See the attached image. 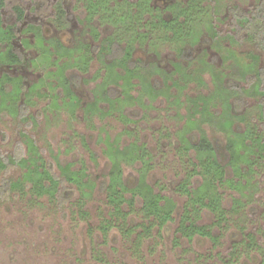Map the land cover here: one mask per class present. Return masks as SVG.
<instances>
[{
    "label": "rangeland",
    "instance_id": "1",
    "mask_svg": "<svg viewBox=\"0 0 264 264\" xmlns=\"http://www.w3.org/2000/svg\"><path fill=\"white\" fill-rule=\"evenodd\" d=\"M90 2L5 0L4 25H16L20 30L10 44L22 54L24 62L4 65L0 61V80L9 74L20 77L23 84L19 94V87L7 82L11 93L7 102V94L0 92V109L5 108L0 111V158L6 164L0 173V264H264V155H251V159L257 160L252 165L253 171L245 177L250 179V186L240 190L228 183L226 179L235 182L246 179L236 175L229 164L227 133L212 122H203L201 127L215 145L224 166V180L216 185L228 217L221 225L211 227L213 234L219 236L216 241L200 235L189 240L178 232L188 200L179 185L189 175L192 188L203 180L200 174L193 173L200 169L195 150L182 149L183 133L194 144L201 137L200 129L189 125V117L192 113L194 118L202 116L203 101H197L195 112L196 106L189 98L224 95L225 90H216L215 80L220 73L235 92L230 98L233 112L246 119L237 120L235 130L251 128L254 136L258 133L264 141V28L255 38L251 26L258 19L264 23V0H197L201 14L190 22V28L198 40L194 41L192 34L182 42L171 38L172 30L156 28L155 22L160 17L171 19L179 9L170 6L179 2L187 8L189 0H149L148 7L141 5L140 0H108L105 8L99 4L94 12L88 9ZM60 4L66 10L62 22ZM16 5L26 12L23 22L17 21ZM90 14L92 19L88 21ZM31 24L41 26L45 44L33 31L25 32ZM210 27L217 31L215 38ZM90 28L98 30L99 38L94 37ZM139 32H147L146 40L135 42L131 58L143 62V72L152 71L150 81L169 93L151 96L135 79L131 94L142 95L141 102L120 101L106 113L109 104L98 96L103 87H112V93L116 92L120 99L125 95L122 81H113L105 62L108 60L101 58L95 47L112 35L120 36L126 45ZM56 39L70 46L61 50L68 48L72 53L82 42L91 47L92 59L86 71L72 66L65 70L79 100L74 114L57 73L70 58L55 61L56 51L52 48L51 53L47 47L48 42ZM53 43L56 47L57 43ZM7 46V42L0 41V51ZM182 46L190 50L191 59L180 56L178 49ZM75 55V59L82 57ZM200 59L210 65L199 71L203 84L198 80L186 83L179 73L172 74L176 63H181L187 72L199 70ZM155 65L159 67L156 71ZM117 70L124 72L122 68ZM165 72H168L167 81ZM257 84L259 92L254 90ZM95 100L103 112L88 114L85 108ZM211 109L219 112L215 116L219 123L226 122L220 101ZM29 139L38 147L40 165L48 167L60 180V190L55 196L39 194L30 180L21 187L8 186L10 181L23 179L27 168L20 161L28 156ZM110 141H116L121 148L136 142L150 160V166L144 170L140 160L121 161L122 177L129 187H135L145 173L156 192L176 203L173 219L161 229L153 226L150 233L144 231L143 225L150 224L152 218L145 217L139 196L132 211L127 203L123 204V210L129 214L125 223L120 222L122 227L113 226L107 233L102 229L112 210L104 189L112 167L108 153ZM115 147H109L110 151H115ZM59 163H71L73 170L81 169L87 174L85 180L95 183L88 190L89 195L84 196L76 184L65 181ZM240 166L249 169L243 160ZM125 196L130 197L131 192ZM192 217L200 224L211 225L215 221L214 213L207 208L193 211ZM129 226H137L130 236L124 232ZM141 232L147 235L144 233L141 245L136 247L135 239ZM250 235L256 243L249 247Z\"/></svg>",
    "mask_w": 264,
    "mask_h": 264
},
{
    "label": "trees",
    "instance_id": "2",
    "mask_svg": "<svg viewBox=\"0 0 264 264\" xmlns=\"http://www.w3.org/2000/svg\"><path fill=\"white\" fill-rule=\"evenodd\" d=\"M90 1L91 2L88 5V9L91 12H94V10L97 9L99 4L101 6H104L105 8L108 0H96V3L92 0ZM140 2L141 5L148 7L149 0H140ZM4 6L5 0H0V41L7 42L8 44L6 49L0 51V61L3 64H16L22 62L23 57L22 54L18 53V51H16L10 44V41L15 36H17V30L14 25H4V18L2 13ZM170 7L174 9H179V12L175 11L171 19L160 17L158 21L155 22V27L159 29L165 28L168 30H172L173 34L171 38H174L175 40L179 39L182 42V40L184 41L186 37L191 36L193 32H195L193 29L190 28V22L195 20L194 17H197L199 16V14H201V12L199 11V7H197V0H189L187 8L184 7L181 3L179 4V2L173 4V6ZM61 8L62 6H60V10L62 13H64L63 9ZM149 8L152 7L149 6ZM14 11L17 15V21L21 22L24 19L25 14L23 7L20 5H16L14 6ZM180 17H185V19L180 20ZM91 19L92 15L90 14L87 20L90 21ZM251 26L253 31L252 35L256 38L258 36V32H260L262 28H264V23L262 20L258 19L254 23H252ZM30 28L36 31V35L38 36L39 41L42 40L39 28L35 26H31ZM211 28L213 31L212 35L215 38L217 36V31L214 29V27H210V29ZM92 29L94 37L99 38L98 30L96 28ZM146 35L147 32H139L138 35L136 37H133V39H131L126 45L122 44V39L120 38V36L113 37L114 35H112L103 39L99 47H95L99 49V55L101 56V58H105L109 61L105 62L107 63V68L110 73L109 75L112 76L113 81H122V92L125 95L124 99H120L116 92L115 94L112 93V87H103L102 92L98 96L109 104V109L106 113H109L112 111V109H115L116 103L119 104L120 101L128 102L135 99L136 101L141 102L142 95H140L139 97H134L131 94V89H133L136 84L134 82L135 79H138L139 84L141 85L143 90H146V92H148L151 96H158L159 94L168 95L169 92L167 89H158L150 81L149 75L152 73V71H148V73L143 72L145 68V66H143L144 63L139 60L134 61L131 58L132 51L135 49V42H144L146 40ZM193 36H195V34H193ZM193 40L197 41L198 35H196ZM57 44L55 47V51L58 57L55 61L60 60L62 57L70 58L68 62L61 64L62 66L60 70L58 66L59 72L57 73L60 76V83L64 87V92L66 93V96L69 97V100L71 102V105H68V102H66L65 104L70 106L74 114V111L77 105L79 104V100L71 87L72 79L68 78L65 75V70L68 68V66H72L78 68L80 71H86L89 68V63L92 59L90 51L91 47L89 44L81 43L79 46L75 47L77 49L74 53H72L68 51V48L61 50V48H65V46H63L61 43ZM57 48L60 49V52L57 51ZM178 50L181 57L187 59L192 58L191 54L189 53L190 50L188 48L182 46ZM51 53H53V51H51ZM77 53L78 55L82 56L80 59L74 58L75 56H77L75 55ZM71 59H74V61H71ZM200 60L202 67L199 68V70L187 72V68H185L181 63H176L174 64L176 70L172 72V74L179 73L180 78L183 79L186 83L192 80H198L199 83L203 84L202 75L199 74V71H204L206 70L205 68H209V63L205 62L204 59ZM117 68H122L124 72L122 73L121 71H118ZM158 68V66H154L155 71L158 70ZM114 72L117 73L116 76L111 74ZM55 74L56 73H54V75ZM164 78L165 81L168 80V72H165ZM7 82H11L14 88L19 87V94L23 90V84L20 77H13L9 74H5L0 80V92L4 91V93L7 94L6 102L9 101L7 100V97L11 99V93L10 91H8ZM215 84L217 91L225 90L224 95H221L218 98H215L214 94H211L209 96L200 95L198 97L199 99L189 98L190 101L196 106L195 112H197L198 107L197 101H203L201 103L202 116L200 118H194V115L192 113L189 117V125L191 127H197L198 129H200L201 137L199 142L196 144L192 143L185 136V133H183L181 136V140L183 142L182 149H186V151L194 149L196 152V157L198 159L200 169L197 171L194 170L193 173L200 174L203 179L200 185L196 186L195 188H192L190 187L191 177L189 175L188 178L185 179L179 185V190L183 194L188 196V200L186 203V211L184 212V215L178 227V232H180L183 237H187L189 240H191L195 235H200L207 236L213 241H216L219 236L213 234L211 227L213 225H221L225 220H227L228 217V211L222 206V196L218 192L216 185L218 181L222 182L224 180V166L218 159L217 149L215 145L207 136L206 132L202 129L201 124L203 122L215 123L220 130L227 133V149L230 153L229 164L232 166L235 174L239 177L245 178L253 171L252 165L256 163L257 159H251L252 154L264 155V141L261 136L258 135V133L254 136L255 133L252 131L251 128H248L244 131L235 130L234 124L236 123V121L239 120L245 122L246 119L245 116H237L233 112V106L230 102V98L235 95V92L229 85L225 83L224 77H221L220 73H218V75L216 76ZM31 90L35 91L33 88ZM254 90L256 92H259V84L255 86ZM16 100L17 99L13 100V103H15V105ZM217 101H220L222 103V112L226 115L225 123H219V121L216 119L217 117H215L219 115L217 114L219 112H214L211 109L212 105H216ZM98 103V100L91 102V104L86 106L85 111L88 114H96V112L102 113L103 111L99 107ZM2 109H0V111ZM234 134H236L237 136L233 137ZM238 139L241 140V145H238ZM108 144V153L109 158L112 162V167L109 172V181L105 182L104 189L108 192V198L109 202L112 204V210L110 213V217L104 219L105 221H103L102 223V229L105 233H107L108 230L111 229L113 226L122 227L120 222L125 223L126 218L129 214V211L123 210L122 206L123 204L127 203V206L131 208L130 211H132L134 207V201L137 196H139L143 201L141 210L143 211L145 217L147 219L152 218L150 224L143 225L144 231L150 233V230L153 226H158V228L161 229L163 226L166 225L168 221L173 219V212L176 208V203L170 197L163 195L160 192H156L154 190V187L147 181L145 173H142L139 182L135 187H129L127 183L124 182L122 177L123 172L121 161L123 159H126L128 161L140 160L143 165L142 170L147 169L148 166H150V160L145 158V152L143 150V147L138 145L136 142H133L128 146H124L123 148L116 145V141H110ZM27 146L28 156L20 161L21 165L23 167H26L27 170L23 175V179H19L14 182L10 181L8 185L9 188L21 187L24 181L30 180L33 182L34 190L37 191L39 194L48 193L51 196H55L60 190V180L56 178V176L48 167H42V165H40V161L42 159L35 142L29 139L27 141ZM113 146H116L115 151L112 149L110 151L109 147ZM242 160L249 164V169L241 168L240 162ZM58 166L60 167L61 174L63 175L66 182L76 184L77 188L80 189L81 193L84 196L90 194L88 190H91L95 186V183L89 180H85L87 174L83 170H73L71 167V163L67 165H62L59 163ZM3 168H6V164L0 158V173ZM245 179V181L240 179L236 182L233 179H226V181L242 190L243 188H247L248 186H250V179ZM126 192H131V196L127 198L125 196ZM189 207H192V209H189ZM202 208H207L214 213L215 221L213 224H200L197 222L196 218L192 217L193 211H199ZM136 227L137 226L125 227L124 232H127L128 236H130L132 233L135 232ZM144 233L141 232L137 234L135 239V244L137 245L136 247H139L141 245L142 240L144 239ZM146 235L147 234L145 233V236ZM249 238L251 239L247 245L250 247L256 242L255 238L252 235H250Z\"/></svg>",
    "mask_w": 264,
    "mask_h": 264
},
{
    "label": "flooded vegetation",
    "instance_id": "3",
    "mask_svg": "<svg viewBox=\"0 0 264 264\" xmlns=\"http://www.w3.org/2000/svg\"><path fill=\"white\" fill-rule=\"evenodd\" d=\"M60 6H62V8L61 9H63V11H64V13H62L61 12V10L59 11V13H60V22H62L61 20H63L64 19V16L66 15V10H65V8H64V6H63V4H60L59 5V9H60ZM2 13H3V11H2ZM25 16H26V12H25V14H24V19H25ZM16 17H17V15H16ZM23 19V20H24ZM23 20H22V22H23ZM87 20V19H86ZM62 24V23H61ZM15 27H16V25H14ZM31 26H35V27H37V28H39V31H40V35H41V37H42V42H43V44H45V42H46V39H45V37L43 36V33H42V28H41V26L40 25H36V24H31V25H29L27 28L26 27H24V28H26L25 29V32L26 31H33V33L36 35V31L35 30H32L30 27ZM91 30H92V28H90ZM16 30H17V33L18 32H20V30L19 29H17V27H16ZM37 36V35H36ZM16 37H18V34H17V36H15L14 38H16ZM38 37V36H37ZM38 40H39V38H38ZM28 42V41H27ZM53 42H55V43H61L58 39H56V40H52V41H50V42H48V44L49 45H47V47L49 48V50H51L52 51V48H53V50L55 51V46H54V44H52ZM82 43H84V42H82ZM63 46H65V47H70V46H67V45H65V44H63V43H61ZM87 44V43H86ZM12 45V47L14 48V46H13V44H11ZM45 47H46V45H44ZM73 47V46H72ZM99 47V46H98ZM15 49V48H14ZM92 49H94V47L92 46ZM37 60V59H36ZM24 62V60H23V58H22V62H20V63H16V64H21V63H23ZM4 65H15V64H4Z\"/></svg>",
    "mask_w": 264,
    "mask_h": 264
}]
</instances>
